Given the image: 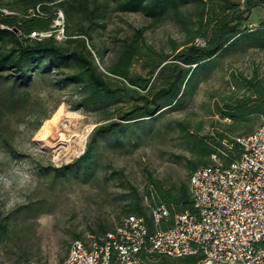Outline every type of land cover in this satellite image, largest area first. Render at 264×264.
<instances>
[{
    "label": "trees",
    "instance_id": "1",
    "mask_svg": "<svg viewBox=\"0 0 264 264\" xmlns=\"http://www.w3.org/2000/svg\"><path fill=\"white\" fill-rule=\"evenodd\" d=\"M261 5L264 0H0V88L6 92L2 103L21 107L28 101V90L37 78L57 75L54 86H74L75 105L103 114L106 122L92 130L85 150L76 159L60 167L43 166L41 171L51 183L91 181L97 176L102 148L127 151L138 145L141 137L151 135L159 119L184 107L226 56L248 48L264 51V18L250 27L248 16ZM58 11L64 16L68 36L65 42L55 37H29L32 31L50 29ZM114 12L142 13L153 24L171 18L185 39L171 41V53H167L148 44L143 29H137L120 40L115 60L106 67L121 84L111 82L107 79L110 75L100 71L92 49L100 55L93 40ZM136 62L144 74L132 72ZM236 84L240 94L221 97V102L213 105L214 113L219 115L213 132L199 134L202 123L192 126L174 122L191 154L177 156L185 161L188 182L166 186L151 177L145 196L131 184L122 194L124 213L143 217L149 233L170 227L178 213L196 212L189 191L191 174L216 161L229 165L237 160L241 153L237 138L264 124V72L251 77L240 74ZM48 117L43 113L40 118ZM109 178H115V172ZM144 197L154 207L165 205L168 216L155 223L143 203ZM7 225L0 219V235ZM108 231L103 228L92 235L98 237ZM139 256L143 264L158 258L164 264H199L204 258H173L145 250Z\"/></svg>",
    "mask_w": 264,
    "mask_h": 264
},
{
    "label": "rangeland",
    "instance_id": "2",
    "mask_svg": "<svg viewBox=\"0 0 264 264\" xmlns=\"http://www.w3.org/2000/svg\"><path fill=\"white\" fill-rule=\"evenodd\" d=\"M248 16L249 26L255 27L258 20L264 18V5L250 11ZM140 28L148 44L167 53H171V41L185 39L179 25L171 18L153 24L142 13L114 12L93 40L100 51L99 55L92 49L100 71L110 75L106 67L115 60L120 40ZM65 35L60 42L68 39L67 33ZM132 72L144 74L138 62L133 65ZM263 72L264 51L248 48L226 56L210 77L194 90L184 107L159 119L151 135L141 137L138 145L127 151L102 148L97 176L86 182L73 179L51 183L41 168L60 167L81 155L92 130L106 122L104 115L76 106V88L54 86L57 75L37 78L28 90V101L21 107L3 105L6 92L1 87L0 219L8 225L0 235V264L59 263L73 240L100 233L103 228L111 230L127 214L122 194L127 191L128 184L145 196L151 177L162 180L166 186L188 182L185 161L177 156L191 154L183 145L174 122L192 126L202 123L199 134L213 132V124L219 119L213 111L214 103L221 102V97L241 93L236 84L240 74L251 77ZM107 79L121 84L111 75ZM59 110L63 114L58 123H53L50 119ZM43 113L49 117L40 118ZM45 125L63 134L56 136L57 141L62 137L68 141L51 147L45 140ZM89 127L84 145L80 146L78 134ZM8 145L13 152L8 150ZM112 172L115 178H109ZM143 203L150 213L154 206L146 197ZM145 264L164 263L158 258Z\"/></svg>",
    "mask_w": 264,
    "mask_h": 264
},
{
    "label": "built area",
    "instance_id": "3",
    "mask_svg": "<svg viewBox=\"0 0 264 264\" xmlns=\"http://www.w3.org/2000/svg\"><path fill=\"white\" fill-rule=\"evenodd\" d=\"M29 37L65 39L63 13L50 29L32 31ZM237 142V160L229 165L216 161L191 174L196 212L178 213L170 227L153 233L143 217L126 215L101 236L73 240L61 262L48 264H143L142 250L173 258L202 255L199 264H264V124ZM151 215L158 223L168 210L161 204Z\"/></svg>",
    "mask_w": 264,
    "mask_h": 264
},
{
    "label": "bare ground",
    "instance_id": "4",
    "mask_svg": "<svg viewBox=\"0 0 264 264\" xmlns=\"http://www.w3.org/2000/svg\"><path fill=\"white\" fill-rule=\"evenodd\" d=\"M63 114V112H62V110H59V111H57V113L53 116V118L52 119H50V121H52L53 123H58V121H59V118H60V116ZM47 120H49V119H47ZM50 125V124H49ZM54 125V124H53ZM90 127L86 130L85 129V131L83 132V133H81V134H78V136H79V141H78V143L80 144V146H83L84 145V142H85V138H86V136H87V134L89 133V131H90ZM43 132H44V134L46 135V137H47V139H45L48 143H50L51 145V147H56L57 146V144L60 142V141H68L66 138H64V137H62V140H58L57 141V139H56V136H60V135H63V134H58V133H56L53 129H51V130H49L48 129V127H47V125H45L44 127H43ZM64 136H66V134H64ZM62 143V142H61Z\"/></svg>",
    "mask_w": 264,
    "mask_h": 264
}]
</instances>
